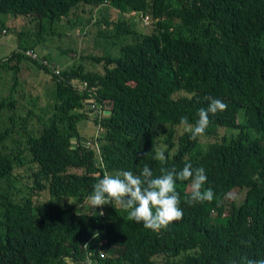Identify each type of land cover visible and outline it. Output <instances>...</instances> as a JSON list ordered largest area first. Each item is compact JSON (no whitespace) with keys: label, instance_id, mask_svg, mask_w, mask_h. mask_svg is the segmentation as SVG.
I'll return each mask as SVG.
<instances>
[{"label":"trees","instance_id":"obj_1","mask_svg":"<svg viewBox=\"0 0 264 264\" xmlns=\"http://www.w3.org/2000/svg\"><path fill=\"white\" fill-rule=\"evenodd\" d=\"M101 4L120 13H148L152 22L138 29L134 15L105 17L109 27L100 33L110 37L115 52L88 55L101 70L79 62L58 64L57 74L21 53L34 50L44 32L55 33L54 23L63 16L78 15L75 8ZM8 12L34 30H17L15 48L0 59L2 71L10 70L15 83L19 63L26 61L49 74L53 109L46 122L36 117L38 124H28L11 146L17 121L18 128L27 126L34 114L16 112L15 86L0 100V264H86L88 253L89 264L264 259V0H0V15ZM1 18L0 30L9 28ZM25 36L30 41L21 43ZM45 56L57 60L51 52ZM70 80H86L92 91L74 88ZM90 95L106 109L91 119L101 126L94 135L100 160L93 134L91 146L84 145L76 125L89 115L80 108ZM205 96L227 109L209 114L205 133L192 139L180 119L195 125L199 109L208 107ZM219 127L234 131L218 134ZM20 144L28 152L33 187L47 192L43 204L13 198L14 158L23 164ZM158 150L165 152L164 165L154 158ZM186 163L205 169L204 188L211 187L214 198L188 203L191 187L176 186L183 217L159 232L130 221L119 206L80 203L105 172L140 175L148 166L155 178L161 167L180 171Z\"/></svg>","mask_w":264,"mask_h":264},{"label":"rangeland","instance_id":"obj_2","mask_svg":"<svg viewBox=\"0 0 264 264\" xmlns=\"http://www.w3.org/2000/svg\"><path fill=\"white\" fill-rule=\"evenodd\" d=\"M75 11L78 12V15H75V12L72 11L54 23L53 28L55 33L44 32V39L39 40L33 46L35 48L34 50L42 55L51 52L52 55L57 58V60H53H55L61 67L81 62L84 68L101 70V63L91 60L88 55L101 54L108 51L115 52V48L110 45V37H105L104 34L100 33L101 28L109 27V25L105 23L104 18L107 17L109 19H114L119 17L120 14L123 17L133 14L131 11L120 13L117 8L110 6L107 7L105 4L94 7L87 5L84 6L83 10L81 8H75ZM0 16L2 17L1 19L10 26V33H4L0 37V59H4L13 47H15L14 42L17 41V37H15L14 32L17 33V30L21 29L28 35L31 34L34 29L25 18H14L10 12L1 14ZM134 20L138 29H148L152 23L150 20L145 23L139 16H136ZM23 26H25V29H23ZM226 38L231 39L232 41H241V37L226 36ZM26 39L30 41V39L25 36V39H20V42H28ZM19 66L20 70L16 76L15 83H13L11 80L12 72L10 70L2 71L3 67L0 64V100H5L4 96L11 92L12 86H15L16 89H14L13 94L11 95L16 99V112L23 115L27 109H30L34 114V117L27 122V126L25 125L20 128H18L20 122L17 121L15 125L17 129L12 135L11 146L15 140L25 134L28 124L31 122L38 124L35 121L36 117L38 121L46 122L48 113L51 108L53 109V102L48 97L50 87L49 74L26 61L20 62ZM182 93L185 92L182 91ZM175 94H180V92L177 91ZM10 97L11 96H9V98ZM105 107L107 108L108 104H105ZM85 109V106L81 107L80 112H86ZM3 111L5 115L11 114V109L9 108L5 107ZM3 120L5 121V117H3ZM76 125L79 133L90 141V136L95 131V125L91 118L80 117L77 120ZM2 128L3 122L0 123V129ZM233 131V129L224 127L217 128L218 134H228ZM209 138L210 137H208V139ZM205 139L206 138H203L200 141V145L204 144ZM71 144H73V139ZM6 145L8 146L9 143L6 142ZM20 148L22 149L20 156L23 158V164H21L17 158H14L13 165L15 167L11 175L13 198L17 201H22L25 197H29L34 204H43L47 199V192L37 191L33 187V182L29 176V169L26 164L28 152L23 144H20ZM176 186H183L187 189L191 187V182L176 183ZM83 201L84 200L82 199L80 203Z\"/></svg>","mask_w":264,"mask_h":264},{"label":"clouds","instance_id":"obj_3","mask_svg":"<svg viewBox=\"0 0 264 264\" xmlns=\"http://www.w3.org/2000/svg\"><path fill=\"white\" fill-rule=\"evenodd\" d=\"M204 99L209 101L208 107L199 109L195 125L190 124L187 117L180 119V126L185 132L191 133L192 139L205 133L210 123L209 114L215 115L218 111L227 109V105L220 99L210 96H205ZM89 115L91 117V113ZM154 158L162 165L167 163L163 150H158ZM160 172L161 175L155 178L148 166L142 169L140 175L131 171H122L115 176L105 172L94 185L93 192L84 200V204H90L92 208L108 204L119 206L127 213L130 221L143 223L145 228L159 232L183 217V211L179 207V193L176 190L177 180L191 181L188 203L213 200L212 188H204L208 178L203 167L193 168L191 163H186L180 171L161 167ZM99 214L103 215V212ZM246 264H264V259H248Z\"/></svg>","mask_w":264,"mask_h":264},{"label":"built area","instance_id":"obj_4","mask_svg":"<svg viewBox=\"0 0 264 264\" xmlns=\"http://www.w3.org/2000/svg\"><path fill=\"white\" fill-rule=\"evenodd\" d=\"M131 13L134 15V16H140L142 21H144L145 23H147L149 20H150V16L148 13H144L142 14V12L140 11H131ZM6 33V29L5 28H2L0 30V37L2 34ZM21 53L24 54L26 57H28L30 60H33V61H40L41 63L43 64H46L47 66H49L51 68V71L52 72H55V73H59L60 74V69L61 67L58 65L57 62H55L54 60H51V59H48L46 57H44V55L40 54L39 52H37L36 50H32V49H24V50H21ZM72 86L74 88H77V89H86L88 91H92L91 88H88L87 86V81L86 80H83V81H76V80H70L69 81ZM88 101L85 102V110L86 112L91 111V117L92 118H95L96 120H98L103 114H106V109L102 108L95 100L94 97H92L91 95L89 97ZM105 112V113H104ZM101 129V126L99 125V122L97 121L96 124H95V131L93 133V142H92V145L95 147V155L97 157L98 160H100V154H99V149H98V146L96 144V139L94 137V135H96V133ZM83 144L88 146L90 145L91 146V142H89L88 140H82ZM98 152V153H97ZM100 211L102 212V209H100ZM85 263L88 264L91 260L90 256H89V253L85 255Z\"/></svg>","mask_w":264,"mask_h":264},{"label":"crops","instance_id":"obj_5","mask_svg":"<svg viewBox=\"0 0 264 264\" xmlns=\"http://www.w3.org/2000/svg\"><path fill=\"white\" fill-rule=\"evenodd\" d=\"M5 23H6V22H5ZM6 25H7V24H6ZM7 26H8V25H7ZM6 29H7V32H6V33H7V34L10 33V26H9V28H6ZM14 34H15V37H17V33L14 32ZM14 43H15L14 45H16L17 41H15ZM13 48H15V47H13ZM1 57H2V56H1ZM87 118L90 119V118H91L90 115H88ZM84 138H85V137H84ZM85 139H86V138H85Z\"/></svg>","mask_w":264,"mask_h":264},{"label":"water","instance_id":"obj_6","mask_svg":"<svg viewBox=\"0 0 264 264\" xmlns=\"http://www.w3.org/2000/svg\"><path fill=\"white\" fill-rule=\"evenodd\" d=\"M88 100H89V98H85L84 104H85V102L88 101ZM88 113H89V114L91 113L90 109H89V112H88Z\"/></svg>","mask_w":264,"mask_h":264}]
</instances>
